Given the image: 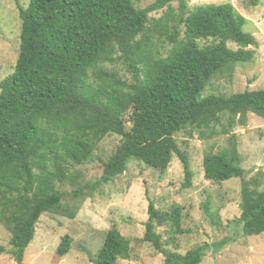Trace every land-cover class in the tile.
<instances>
[{"label":"trees","instance_id":"1","mask_svg":"<svg viewBox=\"0 0 264 264\" xmlns=\"http://www.w3.org/2000/svg\"><path fill=\"white\" fill-rule=\"evenodd\" d=\"M15 1L18 57L0 83V224L10 234V248L0 246V255L16 264H25L23 254L42 214L73 219L81 201L123 174L130 162L164 173L176 156L183 167L181 186L190 188L193 174L176 134L203 137L221 126L226 135L248 113L264 119V89L201 97L213 78L255 55L246 50L256 45L244 31L247 20L230 4L191 10L182 0H156L140 9L134 0H30L21 9ZM171 1L180 3L176 14ZM163 7V16L149 17ZM109 134L121 140L102 160L101 177L61 191L79 177L71 169L88 162ZM203 171L212 183L240 180L241 230L245 236L264 234V171L246 179L234 140L228 148L205 152ZM147 214L138 244L149 243L163 256L162 264L202 262V247L181 255L163 245L158 227L165 223L179 231L178 206L162 210L150 201ZM70 244L66 235L56 249L59 260ZM131 258V241L111 228L92 263Z\"/></svg>","mask_w":264,"mask_h":264},{"label":"rangeland","instance_id":"2","mask_svg":"<svg viewBox=\"0 0 264 264\" xmlns=\"http://www.w3.org/2000/svg\"><path fill=\"white\" fill-rule=\"evenodd\" d=\"M156 0H134L137 8L143 9ZM30 0H18L21 9H26ZM187 9L201 5L230 4L247 23L244 31L256 42L246 50L255 52L250 62L238 63L231 71L213 78L201 94L226 95L244 90L264 89V0L252 6L250 0H182ZM176 14L180 3H169ZM166 7L153 11L150 18H160ZM21 20L15 0H1L0 6V83L14 69L20 43ZM182 38V37H181ZM211 41H200V45ZM234 50L237 47L229 43ZM169 48V47H168ZM167 48V49H168ZM164 54V50L161 51ZM123 73V66H118ZM215 127V134L182 131L176 141L187 155L193 174L192 186L182 188L183 167L174 156L166 172L160 173L138 161L128 164L127 170L103 185L91 197L79 204L73 219L53 213H44L36 225L35 236L23 254L25 264H93L105 233L116 228L131 241L132 258L118 260L117 264H162L163 256L149 243H137L144 235L150 201L156 208L181 209L179 231L169 224L158 227L165 249L184 255L197 247L204 249L200 264H264V234L245 236L238 222L240 217L241 182L232 178L223 183H212L204 178L203 156L212 149L217 152L228 148L234 140L241 157V167L246 179L257 171H264V119L248 113L244 123L234 126L229 134ZM121 137L107 135L98 145L92 158L71 169L79 177L59 188L69 192L77 185L93 182L102 175V160L107 159L120 144ZM207 205L208 211L205 206ZM71 239L68 253L58 259L56 249L65 236ZM9 232L0 224V246L9 249ZM0 264H16L7 254L0 255Z\"/></svg>","mask_w":264,"mask_h":264}]
</instances>
